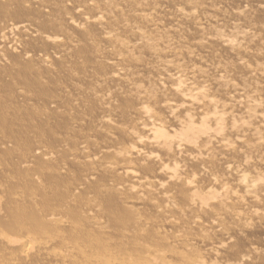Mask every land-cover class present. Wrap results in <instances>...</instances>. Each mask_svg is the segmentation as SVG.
I'll return each instance as SVG.
<instances>
[{
  "label": "rangeland",
  "instance_id": "obj_1",
  "mask_svg": "<svg viewBox=\"0 0 264 264\" xmlns=\"http://www.w3.org/2000/svg\"><path fill=\"white\" fill-rule=\"evenodd\" d=\"M15 1L14 10H0V264L15 249L6 239H43L35 219L58 202L70 204L61 214L72 228H57L60 238L29 264H72L78 252L47 259V250L65 241L87 246L90 231L103 246L162 249L149 259L141 250L143 264H264V123L254 115H264V0ZM17 21L58 40L10 32ZM172 67L188 78L183 85L205 91L199 108L165 110L180 104ZM208 98L218 103V125L209 123ZM141 106L166 136L142 144L151 155L143 158L126 154L134 135L145 141ZM188 118L196 129L208 119L230 147L200 134L174 146ZM36 147L50 158H35ZM158 162L177 176H162ZM123 164L147 187L112 169ZM50 165L60 171L41 206L45 183L33 177L56 172ZM33 206L41 212L30 217Z\"/></svg>",
  "mask_w": 264,
  "mask_h": 264
},
{
  "label": "bare ground",
  "instance_id": "obj_2",
  "mask_svg": "<svg viewBox=\"0 0 264 264\" xmlns=\"http://www.w3.org/2000/svg\"><path fill=\"white\" fill-rule=\"evenodd\" d=\"M1 1L2 2H0V10L6 9L7 12H10V11H12L13 8L15 9V7H13V3H12L15 0L14 1L13 0H1ZM20 1L21 2H19V3H17L15 1V3L17 4L16 6H19L18 4L23 3L22 0H20ZM25 1H27V0H25ZM31 2L33 4V1L32 0H31ZM20 5H22V4H20ZM39 5L40 4L38 3V6ZM11 7H13V8L11 9ZM17 9L18 8L16 7V10ZM19 10L20 9H18V11ZM178 14H179V16H183V17L185 16L184 13H182L181 11L180 12L178 11ZM94 19L95 20L96 19L97 20H100L97 16H95ZM28 22L27 21L26 22H24V21H17V22L11 23L10 26H8V29H9L10 32H12V30L16 29V30H19L21 32L28 33V34H30L32 36H35L37 34L39 36V38L42 36V38H44L46 41H49L51 44H55L57 42V40H58L57 39V36L51 37L49 35H45V34L43 35L42 33L41 34H38V31H36L35 29H33L30 26V24H28ZM99 22L100 21H98V23ZM43 25H46V24H43ZM103 33H105V35L107 36L108 39H111L112 36L110 37V35H109V33L107 31H104ZM136 33H138V32L136 31ZM238 35L239 34H237L235 36L237 37ZM229 36L235 37L233 35V33L230 34ZM142 37H145V36L141 35V33H139L137 35V38L139 40H142L141 39ZM218 38H219V40L221 41L222 44H225L227 47L232 48V46H233V40L231 41V38L230 37H229L230 39H227V38L224 39L223 36H220ZM238 38H239V36H238ZM169 71H172L173 76L171 78V80H172L171 81V85H172V89L174 90L175 94L176 93L178 94V95L177 94L176 95L179 97V100L180 101L178 103H180V104H176V103L173 104V103H169V102L167 103L166 102L165 110H167V113L170 116H172L174 114L173 112L175 111L176 108H177L176 110H178V107H180V109L182 110L183 107L181 108V106H184V105L187 106L188 108H189V106H196L197 108H199V105H198L199 102H196L197 101V98H199L200 96H203L202 98L200 97V99H203L205 97V93H204L205 91L203 93H201L200 91L199 92L198 91H195L194 89L191 88L192 85H190L189 83H188L187 86H185L187 84V81L186 80H188V78L186 76H185V78L184 77L182 78V76H181L182 74L181 75L178 74L179 71L176 69V67L170 68ZM187 76L189 77V75H187ZM183 83H185V85H183ZM188 86H190V87H188ZM206 96H208V95H206ZM206 99H207V97H206ZM251 100L252 99H250V101H249V99H248L249 102H251ZM141 101L142 100H140V102ZM206 102L209 105L210 112H211V115H210L211 117L209 119V123L212 122V125H213V123L217 124V122L218 123H221L220 121H222L223 118L221 120V116H220V112H219L220 109H218V103L215 102V101H212V99L210 100L209 98H208V100ZM141 104H144V103H141ZM141 107H142V109H141V111H139V113H140L139 116L141 118V121H142V119H144L143 122H141L142 123L141 126L143 127L142 128L143 133L146 134L145 141H143L142 138L139 135H134L133 136V139L135 140L136 145L132 146L131 149L126 152V154L129 155V156H137V157L143 158V157H149V156L151 157V155H149L147 153L145 154L142 151V149L140 148V146L142 144H145V142H147L148 144H150L152 146H156V145L159 144L160 140H162L166 136L162 132L157 133L156 128H155V123H154L155 121L152 120V118L154 116L151 115L150 109L147 106H145V107L141 106ZM221 107H223V106H221ZM246 107H244V108H246ZM192 108H194V107H192ZM222 109L224 111V107ZM254 110H256V109H254ZM256 113L257 112H255L254 115L256 117L257 122H259L260 125H261V123L263 124L264 123V115L261 114V113L260 114H258V113L256 114ZM15 119H16V117L14 116L13 120H15ZM13 120H11V122ZM186 120L188 122L187 121H183V122H185L184 125H183V123H181V121L178 120L180 123L177 121L178 124L183 125V127H185L184 129L182 128L183 130L178 133V138L176 140L174 139V141H173V145L176 146L177 148L179 147V145H180V143H181L182 140L189 143V142L192 141L191 138H194L195 137L194 135L198 136L199 134L200 135H203V136L206 135V138H208V140H210V141L212 140L215 143L220 142V145H222V147H224V148H229L230 147V145H227L226 143L222 142L223 141L222 140L223 138L221 137L222 135L220 136V134H217L216 132L215 133H212L213 131L212 132L209 131V129L207 127L208 119H206L207 122H203V126L197 128V129L193 126V124H192V122H191V120L189 118L186 119ZM13 123L11 125L12 126L14 125V127H15L17 124L15 122H13ZM262 127H263V125H262ZM234 130H233V133L235 135L236 134L237 135L239 134L241 136V134H240L241 132L238 133V131L236 129H234ZM191 144H192L191 147H193L196 150L197 149V146L194 143H191ZM34 151H36V153H38V155L34 156L37 159H41V158H43V159L44 158L49 159L50 156H51L50 151H48V150H42L40 147L34 148ZM127 155H125V157ZM50 166L53 169H55L56 172L50 171V170L47 171V169H44L43 168L41 170L42 171L41 175L38 174L37 177H33L34 180H36V182H40V180H44V183H45V184H43V187H41L40 183H38L39 184L38 185L39 186V190L37 191V194L40 195V197H41V202H40V205L41 206H43V202L46 199L45 196L46 197L48 196L47 193H50L53 190L52 188H54V186H55V185L52 186L49 182L51 181V179L53 181V178L55 177V175L57 174V176H58V171H60V168H58V167L55 168L52 165H50ZM110 167L111 166H109V168ZM157 167H158L159 172H160V174L162 176H165L167 178H174V177L177 176V175H175V173L173 171H171V169L165 167L162 163H159L158 162ZM228 167H230V166H228ZM112 169H114V172H115V170L116 171L120 170L121 173L123 174V176L125 175V177H127L130 180L129 183L131 185H135V186H138V187H144V186L147 187V183L142 179V177H140V176H138L136 174V172L133 170V167L131 168L129 165L123 164V165L117 166L116 168H113L112 167ZM34 173H31V174L34 175ZM56 179H58V178H56ZM48 180H49V182H48ZM54 182L56 184L57 180H54ZM81 184L82 183L77 184L76 187L79 188L81 186ZM67 196H69V195H67ZM70 196H71V194H70ZM66 203L63 202V205L66 204ZM55 205H56V203H55ZM63 205H61L62 208H60L61 206H60V203L58 202L57 203L58 210H56L57 208H55V207H54L55 209L54 208H52V209L50 208L49 211L47 212V214L44 215V217H41L39 215L40 214L39 211L41 212V210L38 211L37 209H34L35 207L37 208V206H35V207L33 206L32 207V210L33 209L34 210H33V212L31 214L29 213L30 214V217H32L31 215H33V214L34 215H36V214L39 215L38 217H36L35 220H38V222L36 224L38 225V229L40 230L39 233H42V235H43L42 236L43 239H41L40 241L37 240V242H35L36 240H32L33 241L32 242L31 241V238L29 236L25 237L27 239H23V238L20 239V240L19 239H17V240L15 239L14 242H12L10 238L9 239H6L7 240L6 241L7 243H14V248L15 249H14L13 254H10L9 261L7 263H5V264H14V263L17 262V260H18V262H20L22 264H29L30 259L32 257H34V255H38V253H39L38 252L39 251L38 248H40L42 246L45 248V246L48 245V244H50V245L51 244H54L55 239L58 240L60 238V236H61L60 234L61 233H60L59 229H57V228H62L63 227V229H65V226H66V229L67 228H69V229L72 228V225L70 224V222H68L67 220L63 219V215L61 214V213L64 212L63 209H65V208H63ZM69 205L70 204H68V206ZM66 206H67V204L65 205V207ZM67 207H66L65 210H67ZM61 209L63 211H60ZM68 210H69V208H68ZM68 210H67V212H68ZM64 216H66V215H64ZM30 217H28V218H30ZM132 217H134V215H132ZM132 217H131V219H132ZM73 219L74 218L72 217V220ZM133 220H134V218H133ZM129 222H130V220H129ZM75 223L78 224L77 222H75ZM48 232H49V234H48ZM70 232L72 233V230H70ZM90 232H91L90 234L86 232L87 233L86 235L90 237V239H89L90 240L89 241V245H87V246H85L83 244L82 245H79V243L76 244V242H73V244L70 245L66 241L63 242V245H62L61 244L62 242H61L60 243L62 245L61 247H59V245H58L59 248H56L57 246H55V247L51 248L50 250H47V254H46L45 258H47V259L48 258H51V259H59V258H61V259H63L64 258V255H69L71 253H77L78 252L79 253V256H80V259H77V261L76 260L73 261L72 264H99V263L101 264L103 262H104L103 264H143V262H145V261H141L140 262V258H142L141 255H140V252L143 251L142 248H141L142 251L140 250V252H139V250L136 248V246H135V248L134 247L127 248L124 245H120V246L115 245L113 247H110V246H107V245L106 246H103V244H100L99 242L96 243L97 239H95L94 236H92V234H93L92 232L93 231H90ZM75 233H77V232H75ZM52 234H54V236ZM39 236H41V234ZM82 236H84V235H82ZM107 240L109 242V239H107ZM108 242H105V243H108ZM94 244H95V246L96 245L97 246L96 247L93 246ZM122 244H124V243L122 242ZM137 246H143V245L140 244V245H137ZM146 246H147V244H146ZM146 246L144 244V247H143L144 248V251L143 252H145L146 255L144 253L143 254H144L145 257L147 256L148 259H149V255L151 257L152 252L160 253L161 252L160 250H162L160 248H159V250L156 249V248L153 249L152 247L149 246L150 248H152V249H150V248H148ZM210 252L211 253H215V252H217V250H216V248H211ZM147 257H146V259H147ZM147 261L149 262V260H147ZM159 262H161V261H159ZM144 264H146V263H144ZM191 264H202V262L199 261L198 259H194L191 262Z\"/></svg>",
  "mask_w": 264,
  "mask_h": 264
}]
</instances>
